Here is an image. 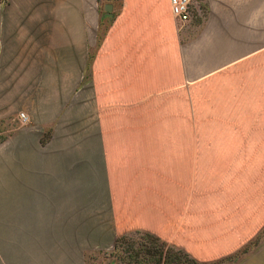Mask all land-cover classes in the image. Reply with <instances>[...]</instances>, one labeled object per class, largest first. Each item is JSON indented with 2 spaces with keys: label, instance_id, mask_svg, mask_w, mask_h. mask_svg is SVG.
<instances>
[{
  "label": "crops",
  "instance_id": "obj_1",
  "mask_svg": "<svg viewBox=\"0 0 264 264\" xmlns=\"http://www.w3.org/2000/svg\"><path fill=\"white\" fill-rule=\"evenodd\" d=\"M135 231L264 264V0H0V264Z\"/></svg>",
  "mask_w": 264,
  "mask_h": 264
},
{
  "label": "trees",
  "instance_id": "obj_2",
  "mask_svg": "<svg viewBox=\"0 0 264 264\" xmlns=\"http://www.w3.org/2000/svg\"><path fill=\"white\" fill-rule=\"evenodd\" d=\"M136 234H139L140 238H134L132 233L118 237L114 249L109 255L115 257L117 262L122 264H221L224 260L199 261L188 252L153 233L136 231ZM249 249L241 250L240 254L248 252ZM230 259L233 258L230 257Z\"/></svg>",
  "mask_w": 264,
  "mask_h": 264
},
{
  "label": "rangeland",
  "instance_id": "obj_3",
  "mask_svg": "<svg viewBox=\"0 0 264 264\" xmlns=\"http://www.w3.org/2000/svg\"><path fill=\"white\" fill-rule=\"evenodd\" d=\"M101 30L102 29L99 30V35H101V33H102ZM93 51H94V47L91 48L90 52L92 53ZM91 57L92 56L90 55V58ZM20 117H21V115H20ZM131 233L134 234V238H136V239L140 238V235L139 234H136V231L135 232H131ZM263 234H264V232H263ZM250 249L252 250V248H250ZM112 250H110L109 252H104V253L90 254V256L91 255L92 256H91V258H89L90 256L88 257V263L89 264H122V263H118L117 260L115 259V257L109 255ZM242 250H246V248H243ZM240 251H238L237 253L232 254L230 256H226L224 258L219 259V260L224 259V260H222V263L221 264H236L239 261V258L238 257L241 258L245 254V253L244 254H240ZM230 257H232L233 259H230L229 260ZM216 261H218V260H216Z\"/></svg>",
  "mask_w": 264,
  "mask_h": 264
},
{
  "label": "built area",
  "instance_id": "obj_4",
  "mask_svg": "<svg viewBox=\"0 0 264 264\" xmlns=\"http://www.w3.org/2000/svg\"><path fill=\"white\" fill-rule=\"evenodd\" d=\"M172 12L180 22H186L190 17V0H171ZM21 118L26 120L25 113H21Z\"/></svg>",
  "mask_w": 264,
  "mask_h": 264
},
{
  "label": "water",
  "instance_id": "obj_5",
  "mask_svg": "<svg viewBox=\"0 0 264 264\" xmlns=\"http://www.w3.org/2000/svg\"><path fill=\"white\" fill-rule=\"evenodd\" d=\"M106 10H107V11H109V14H111V13H110V11H111V10H110V8H109V9H108V8H106Z\"/></svg>",
  "mask_w": 264,
  "mask_h": 264
}]
</instances>
